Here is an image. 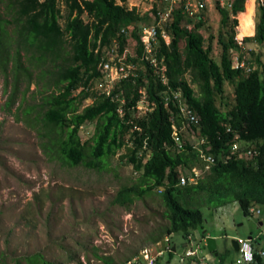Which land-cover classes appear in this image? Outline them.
<instances>
[{"label":"trees","instance_id":"trees-1","mask_svg":"<svg viewBox=\"0 0 264 264\" xmlns=\"http://www.w3.org/2000/svg\"><path fill=\"white\" fill-rule=\"evenodd\" d=\"M245 1L235 0L231 12H243ZM217 9L219 59L211 54L213 34L205 39L201 32L205 21H196L188 30L181 14L174 12L166 29L170 40L165 43L160 38L156 54L166 68L167 83L142 62L135 78L115 86L125 100L120 117L117 103L109 97L76 90L99 77L97 46L101 49L114 38L123 44L119 31L131 23L137 38L138 26L148 21L146 16L130 9L127 0H0V73L11 78L12 92L22 80L28 86L46 76L41 86L37 82L38 87H53L35 105L40 106V119L49 132L56 129L53 138L45 135L43 149L63 163L96 170L105 168L107 159L121 151L120 158L139 175L135 183L118 189L115 201L123 204L133 196L160 194L168 237L180 232L186 238L197 231L203 217L194 205L204 201L225 200L221 203L225 204L231 197L229 201L237 203L246 216H258L261 212L250 208L264 207V74L251 64L249 71L232 67V53L240 50L235 40L237 19H231L226 8L217 5ZM254 22V35L243 40L248 55L258 54L256 45H264V7L257 8ZM30 64L41 68L38 75ZM225 82L232 85L234 97L232 105L221 110L215 94L223 93ZM140 87L153 107L135 116L131 107ZM172 91L181 94L179 99L173 98ZM167 96L168 103L164 102ZM180 99L195 115L194 122L181 114ZM88 100L92 103L79 110ZM32 109L29 105L24 113ZM86 122H94V130L81 141L80 125ZM240 143L242 149L237 148ZM197 235L202 239L207 234ZM258 250L254 249L250 264H264ZM226 252L214 250L218 264ZM38 258L27 257V264H38Z\"/></svg>","mask_w":264,"mask_h":264},{"label":"rangeland","instance_id":"rangeland-1","mask_svg":"<svg viewBox=\"0 0 264 264\" xmlns=\"http://www.w3.org/2000/svg\"><path fill=\"white\" fill-rule=\"evenodd\" d=\"M136 3L140 7L144 5L142 0ZM247 6L248 13L242 15L240 22L249 32L253 29V4ZM211 12L201 32L205 39L213 34L211 54L219 59L216 36L220 13L213 1ZM263 49L256 45L255 50L264 55ZM246 56L249 65L258 66L257 54ZM29 66L39 74L41 68L35 64ZM47 78L37 80L39 86ZM26 82L22 80L18 90L12 92L11 78L0 73V264H27L26 258L34 255L40 257L38 264L43 261L47 262L43 264H80L82 261L123 264L138 256L144 247L163 249L167 244L164 238L168 221L160 194L153 191L150 195L133 196L131 202L123 204L115 201L118 189L135 183L139 175L120 158L121 151L108 158L107 166L101 170L84 164L71 166L51 157L43 145L47 142L45 135L53 138L56 129L49 132L40 119V106L35 105H40L41 96L51 93L53 87L39 88L36 80L26 86ZM10 97L13 100L7 106ZM233 97L232 85L225 82L223 93L215 94L216 105L226 110L232 105ZM29 105L35 109L25 114L24 109ZM94 124L86 122L82 126L81 141L90 137ZM243 146L237 144L238 149ZM229 199L225 204H221L225 200L206 199L194 205L201 211L203 221L192 234L194 237L203 232L215 235L217 252L227 251L222 264H241L237 262L238 253L231 246V239L262 232L259 221L264 222V207L257 205L261 207L258 216H246ZM260 239L263 244L264 232ZM157 241L160 243L156 245ZM169 242L176 246L175 251L164 252L156 264H188V257L180 261L188 240L178 232L169 237ZM204 251L218 261L215 254ZM214 261L212 264L218 263Z\"/></svg>","mask_w":264,"mask_h":264},{"label":"built area","instance_id":"built-area-1","mask_svg":"<svg viewBox=\"0 0 264 264\" xmlns=\"http://www.w3.org/2000/svg\"><path fill=\"white\" fill-rule=\"evenodd\" d=\"M144 5L138 3H129L128 7L135 8L136 11L148 18V21L141 23L137 29V38L133 36L135 28L134 24H129L126 27L120 29L119 34L124 37L125 42L120 43L118 38H114L109 45L97 46L95 52H99V61L97 69L99 70V77L91 83V85L81 84L76 93L81 90L89 91L97 96L109 97L111 101L117 103V111L120 117L124 114L125 100L124 96L115 91L116 84L128 79L135 78L137 71L142 68V62H147L149 66L153 68V72L160 75L162 83L166 84L167 79L164 76L165 66L161 64V60L157 58V49L159 45V39L161 38L165 43L170 40V34L167 32V26L173 19L174 12L181 14L183 18V26L190 30L194 27L195 22L198 20L205 21L208 15L209 9L212 7V1L216 8L217 5L226 8L230 11V18L237 19V25H235V40L240 47V50L232 53V67L244 68L245 71H249V63L246 61V54L244 52L245 46L243 43L244 37L239 36V15L241 12L232 13V6L235 0H143ZM247 1V0H246ZM256 8L264 7V0H254ZM157 5V7H155ZM264 48V45H263ZM243 50V51H242ZM160 62H159V61ZM120 87V85H118ZM139 98L135 104L132 105L131 111L135 116H139L147 111H151L153 104L147 98V93L144 87H140L138 90ZM174 99H179L180 93L172 91ZM164 102H169V97H165ZM85 106L92 103V100L84 102ZM180 103V112L187 120L194 122L196 120L195 115L187 110L184 104ZM197 174V171H194ZM193 179H190L192 181ZM185 181L182 180V184ZM250 211L260 213V209L250 208ZM261 226L264 225L261 222ZM254 239H258L255 237ZM238 243V257L237 262L241 264H250L254 261V249L250 238L236 239ZM167 244L163 249L154 252L151 247H144L141 249L138 256L133 257L131 260L125 262V264H155L157 256L162 255L165 251L171 250V245L167 238L164 239ZM189 248L185 251L184 256L197 255V249L192 248V244L189 243ZM259 257L264 259V247L258 250ZM181 256V261L184 259ZM198 264H210L204 256L197 255ZM141 258V259H140ZM83 264H86L83 261Z\"/></svg>","mask_w":264,"mask_h":264},{"label":"crops","instance_id":"crops-1","mask_svg":"<svg viewBox=\"0 0 264 264\" xmlns=\"http://www.w3.org/2000/svg\"><path fill=\"white\" fill-rule=\"evenodd\" d=\"M140 1V0H139ZM139 1H135V0H127V2H128V4L129 3H136V2H139ZM248 1V0H247ZM247 1H246V3H247ZM142 2H144L143 0H142ZM253 4V14H252V20H253V31H252V33L250 34V35H243V37H248V36H252V35H254V32H255V22H254V18H255V13H256V8L254 7V2L252 3ZM244 8H245V6H244ZM208 13H209V15L212 13L211 12V8L209 9V11H208ZM264 50V49H263ZM255 60L257 61V64H258V66L262 69V74H264V55L262 54V52L261 51H258V54H257V56H255ZM261 222H262V220H260L259 221V224H260V226H261ZM262 224H264V222H262ZM262 227V226H261ZM208 236H212V237H214L215 238V240H216V236L215 235H212V234H207ZM196 236H197V238L198 239H200V237H199V235H197L196 234ZM260 236H261V232L259 231V232H257V234L254 236V237H257L258 239L260 238ZM248 237H250V239H251V236H247V238ZM258 239H253V244H254V246H255V249H258V248H260V247H262L263 245H264V243L262 244V240L260 239V240H258ZM201 240V239H200ZM201 243H202V245H203V242L202 241H200ZM216 249H217V243H216ZM204 250H205V248H204ZM204 250H202V254L203 255H205L206 256V259L209 261V263L210 264H212V261H214V260H212V255H210V254H207V252H205ZM208 251V250H207ZM210 252V251H209ZM211 253H213V254H215V256L217 255L216 253H214V252H211ZM217 257V256H216ZM189 258V260H188V264H198V258L199 257H188ZM210 258V259H209ZM214 262H218L219 263V259H218V261H214ZM217 263V264H218Z\"/></svg>","mask_w":264,"mask_h":264},{"label":"clouds","instance_id":"clouds-1","mask_svg":"<svg viewBox=\"0 0 264 264\" xmlns=\"http://www.w3.org/2000/svg\"><path fill=\"white\" fill-rule=\"evenodd\" d=\"M83 126V125H82ZM81 125H80V130L81 129H83V127H82ZM83 131H81L80 133H82ZM93 133V132H92ZM91 133V134H92ZM192 233H195V231H192L187 237H186V240H188V246H187V248H189L190 246H189V243H191L192 244V248H196L197 249V255H199V256H204L205 258H206V256L205 255H203L202 254V249H206L207 250V248H206V246H205V239L204 238H202L201 239V237H200V239H198L197 238V236L195 235V237H194V235L192 234ZM206 236H208V235H206ZM165 238H167L168 240H169V237L168 236H166ZM164 238V239H165ZM197 238L198 239V243H196L195 241V239ZM200 241H202L203 242V245H202V243L200 242ZM160 243V241H157L155 244L157 245V244H159ZM169 244H170V242H169ZM171 245V244H170ZM173 248H174V250H173ZM187 248L185 249V251L187 250ZM143 249V248H142ZM154 249V252H155V248H153ZM175 249H176V246L175 245H171V250L170 251H165V252H173V251H175ZM185 251H184V253H183V256L185 255ZM210 252H212V251H210ZM214 252V251H213ZM140 253V252H139ZM139 255V254H138ZM163 255V254H162ZM162 255H160V256H162ZM197 255H194V256H184V259L185 258H187V257H196ZM160 256H157L156 257V260H157V258L158 257H160ZM133 258V257H132ZM181 258V257H180ZM184 259L182 260V261H184ZM156 260H155V264H156ZM180 261H181V259H180ZM127 262V261H126ZM80 264H83V261L82 262H80ZM123 264H125V263H123Z\"/></svg>","mask_w":264,"mask_h":264},{"label":"water","instance_id":"water-1","mask_svg":"<svg viewBox=\"0 0 264 264\" xmlns=\"http://www.w3.org/2000/svg\"><path fill=\"white\" fill-rule=\"evenodd\" d=\"M250 238V237H248ZM205 246L207 248L208 251H214L216 250V240L211 237V236H207L205 238ZM231 246L233 247L234 250L238 251V243L236 239H231ZM174 250V248H173Z\"/></svg>","mask_w":264,"mask_h":264},{"label":"bare ground","instance_id":"bare-ground-1","mask_svg":"<svg viewBox=\"0 0 264 264\" xmlns=\"http://www.w3.org/2000/svg\"><path fill=\"white\" fill-rule=\"evenodd\" d=\"M252 2H253L252 0H248L247 3L245 4L244 11L241 12L240 15H239V26H238V28H243V29L239 30V36L250 35L252 33V31H253V29H252L251 31L247 32L246 29L243 27L242 23L240 22V18L242 17V15L244 13L246 14V12L248 13V6H247V4H249V3L252 4Z\"/></svg>","mask_w":264,"mask_h":264}]
</instances>
